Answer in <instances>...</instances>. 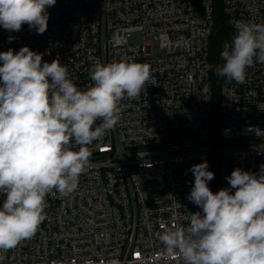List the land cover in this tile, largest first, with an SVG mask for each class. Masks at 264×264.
<instances>
[{
  "label": "built area",
  "instance_id": "obj_1",
  "mask_svg": "<svg viewBox=\"0 0 264 264\" xmlns=\"http://www.w3.org/2000/svg\"><path fill=\"white\" fill-rule=\"evenodd\" d=\"M222 5L229 42L237 21L264 23V0ZM214 12V0H57L43 34L0 26V52L28 46L42 62L58 59L81 90L96 61L148 63L152 72L145 93L121 102L114 129L88 146L78 188L49 194L35 235L0 264H182L162 255L157 234L200 211L187 199L191 167L208 162L215 193L235 168L258 173L264 164V63L247 69L244 84H222L216 119L205 68Z\"/></svg>",
  "mask_w": 264,
  "mask_h": 264
},
{
  "label": "clouds",
  "instance_id": "obj_2",
  "mask_svg": "<svg viewBox=\"0 0 264 264\" xmlns=\"http://www.w3.org/2000/svg\"><path fill=\"white\" fill-rule=\"evenodd\" d=\"M56 2L0 0V26L18 32L27 24L43 34ZM234 28L215 73L244 84L247 69L264 63V23L240 20ZM43 55L28 46L0 52V261L35 235L49 194L69 196L78 188L88 146L114 129L121 102L145 93L152 76L148 63L96 61L89 70L93 83L81 90L66 65L42 62ZM190 171L195 179L187 199L200 211L187 226L157 234L162 255L182 264H264V164L258 173L235 168L225 178L230 187L215 193L206 160Z\"/></svg>",
  "mask_w": 264,
  "mask_h": 264
},
{
  "label": "trees",
  "instance_id": "obj_3",
  "mask_svg": "<svg viewBox=\"0 0 264 264\" xmlns=\"http://www.w3.org/2000/svg\"><path fill=\"white\" fill-rule=\"evenodd\" d=\"M215 5V23L213 26L211 41H210V64L213 65L211 70V79L213 83L216 119L219 114V100L221 94L222 84L225 79L219 77L215 73V67L222 65L223 61L220 59V52L223 50L225 41H229V31L225 21V14L223 11L222 0H214Z\"/></svg>",
  "mask_w": 264,
  "mask_h": 264
},
{
  "label": "rangeland",
  "instance_id": "obj_4",
  "mask_svg": "<svg viewBox=\"0 0 264 264\" xmlns=\"http://www.w3.org/2000/svg\"><path fill=\"white\" fill-rule=\"evenodd\" d=\"M131 40L141 41L142 40V36H141V34L139 32H133ZM148 40L153 43L154 53L155 54H161L162 51H161V49L158 46V42L156 40H154L153 38H148Z\"/></svg>",
  "mask_w": 264,
  "mask_h": 264
}]
</instances>
